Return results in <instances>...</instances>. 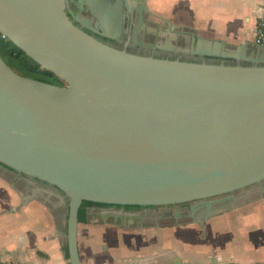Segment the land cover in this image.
<instances>
[{
	"label": "water",
	"instance_id": "1",
	"mask_svg": "<svg viewBox=\"0 0 264 264\" xmlns=\"http://www.w3.org/2000/svg\"><path fill=\"white\" fill-rule=\"evenodd\" d=\"M101 4L85 1L115 26L117 10ZM73 18L85 23L68 0H0L3 37L64 82L20 75L0 55V167L64 193L70 264H83L84 202H196L189 223L205 230L264 193V46L192 34L178 50L199 61L142 56L97 40Z\"/></svg>",
	"mask_w": 264,
	"mask_h": 264
},
{
	"label": "crops",
	"instance_id": "2",
	"mask_svg": "<svg viewBox=\"0 0 264 264\" xmlns=\"http://www.w3.org/2000/svg\"><path fill=\"white\" fill-rule=\"evenodd\" d=\"M170 5L171 0H149L153 13L172 25L232 45L254 43L256 25L264 17V0H179ZM22 197L0 175V261L70 264L62 232L67 210L61 216L43 210L34 220V200L10 205ZM50 217L56 235L41 238ZM78 241L83 264H264V198L213 217L205 230L189 222L136 228L86 219L79 223Z\"/></svg>",
	"mask_w": 264,
	"mask_h": 264
},
{
	"label": "flooded vegetation",
	"instance_id": "3",
	"mask_svg": "<svg viewBox=\"0 0 264 264\" xmlns=\"http://www.w3.org/2000/svg\"><path fill=\"white\" fill-rule=\"evenodd\" d=\"M79 1L68 0V7L80 19L85 21L82 24L73 18L74 22L89 35L109 46L119 50H126L130 53L156 58L187 61H199L201 59L178 50L180 46L184 47L187 42L191 41L192 33L185 29L172 30V26L169 25L167 20L153 13L149 6V0H145L146 3L144 0H107L108 5L104 9L111 8L117 11L115 14L116 25L106 27L94 17L93 10L85 5L86 0H81L83 2L81 5ZM96 2L98 3L99 11L102 7L101 0H96ZM174 34L177 37H174ZM62 85L64 84L62 83ZM0 175L21 193L24 201L33 198L34 201L44 202L53 208V212L56 215L60 216L62 212L67 210L66 203L68 200L62 191L39 180L14 173L6 168L0 167ZM261 194L264 195V193L256 194L246 198V200H252ZM195 203L146 207L137 205L114 206L86 202L84 207L86 208V219L87 212H93L96 219L92 217L90 221L97 220L100 225L112 224L114 226L124 225L137 228L148 225H173L177 221L181 223L190 222L191 218L187 216V212L190 211ZM118 213L128 214L118 218ZM178 213H181L180 216ZM130 217H134L133 222H130Z\"/></svg>",
	"mask_w": 264,
	"mask_h": 264
},
{
	"label": "trees",
	"instance_id": "4",
	"mask_svg": "<svg viewBox=\"0 0 264 264\" xmlns=\"http://www.w3.org/2000/svg\"><path fill=\"white\" fill-rule=\"evenodd\" d=\"M0 55L4 61L20 75L31 77L46 83L62 85V81L52 72L43 69L12 41L0 33ZM84 202L79 211L80 222L86 221V208ZM0 264H3L0 261Z\"/></svg>",
	"mask_w": 264,
	"mask_h": 264
},
{
	"label": "rangeland",
	"instance_id": "5",
	"mask_svg": "<svg viewBox=\"0 0 264 264\" xmlns=\"http://www.w3.org/2000/svg\"><path fill=\"white\" fill-rule=\"evenodd\" d=\"M179 0H171V7L172 6H174V5H176L177 4V2H178ZM171 10V9H170ZM172 11V13H173V9L171 10ZM62 83L64 84V82L62 81ZM9 195L11 194L10 192L8 193ZM261 197V196H260ZM259 197V198H260ZM19 203L20 204H23L24 203V201H17L16 203H14V202H12L10 205H14V206H16V207H19ZM67 208L66 209H68V201H67ZM34 220H36L38 217L40 218V217H42V211L43 210H48L47 211V214H49V215H51L50 214V211H52L53 210V208H51V207H49V209L48 208H44L43 207V205L41 204V203H38L37 201H34ZM47 205V204H46ZM48 206V205H47ZM66 217V216H65ZM63 218V220L64 221H66V218ZM83 223H85V222H83ZM43 234L41 235V238H44V236H46V237H51V235L53 236V235H56V231H57V229H56V227H55V225L53 224V220L51 219V217L49 218V220H48V226L47 227H45V226H43ZM67 231V227L65 226L64 227V229H63V231L62 232H66ZM65 245H66V249H67V239L65 240Z\"/></svg>",
	"mask_w": 264,
	"mask_h": 264
},
{
	"label": "built area",
	"instance_id": "6",
	"mask_svg": "<svg viewBox=\"0 0 264 264\" xmlns=\"http://www.w3.org/2000/svg\"><path fill=\"white\" fill-rule=\"evenodd\" d=\"M254 42L264 46V17L258 21L254 31Z\"/></svg>",
	"mask_w": 264,
	"mask_h": 264
}]
</instances>
